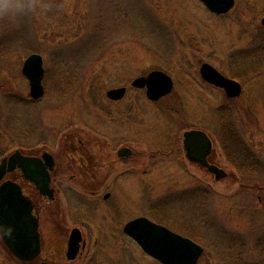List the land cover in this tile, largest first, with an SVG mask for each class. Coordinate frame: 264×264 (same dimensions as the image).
Returning a JSON list of instances; mask_svg holds the SVG:
<instances>
[{
    "label": "rangeland",
    "instance_id": "rangeland-1",
    "mask_svg": "<svg viewBox=\"0 0 264 264\" xmlns=\"http://www.w3.org/2000/svg\"><path fill=\"white\" fill-rule=\"evenodd\" d=\"M25 2L35 7L23 17L0 19V163L17 150L58 151L69 134L105 137L111 151V144L136 133L142 215L193 236L206 250L198 264H264V72L245 77L243 94L233 100L200 74L208 63L231 77L232 56L244 67L264 64V0H236L224 16L199 0ZM32 54L44 61L46 94L39 101L32 100L22 72ZM152 71L174 80L173 92L160 102L132 87ZM120 87L127 97L113 104L106 94ZM225 111L234 112L238 141L228 130L232 116L221 118ZM195 128L215 141L227 178L217 181L185 155L177 157L178 141L183 145V134ZM232 144L254 154L257 174L238 176ZM151 152L162 153L161 159L154 161ZM6 179L20 183V171ZM197 184L207 190L203 198L193 193ZM121 253L130 258L124 264H161L127 238L106 242L97 264L118 256L121 264Z\"/></svg>",
    "mask_w": 264,
    "mask_h": 264
},
{
    "label": "flooded vegetation",
    "instance_id": "flooded-vegetation-1",
    "mask_svg": "<svg viewBox=\"0 0 264 264\" xmlns=\"http://www.w3.org/2000/svg\"><path fill=\"white\" fill-rule=\"evenodd\" d=\"M263 20L264 18L261 20V28L264 31ZM230 78L236 79L233 75ZM127 93L119 101H110L113 104L119 103L127 97ZM184 134L183 145L178 141L177 157L182 160L185 155V159L189 161ZM135 137L130 139L128 136L129 141L126 143L120 137L121 140L118 141L123 142L115 146L111 144L110 151L106 150L110 143L105 137L102 140L97 134L88 136L69 134L63 136L64 143L58 151L42 150L37 153H24L28 157L41 159L43 167L50 176L49 188L53 191V196L51 198L42 193L24 172H20L19 185L23 196L31 201L32 218H30L33 220L29 223L28 215L19 216L21 220L10 224L8 231L12 236L19 237L28 235L35 229L40 253L34 260H20L3 241L0 228V264H8L9 261H14L16 264H97L101 263L99 256L106 242L113 241L115 244L127 238L136 244L125 233V228L134 220L149 217L148 214L142 215L141 212V192L137 185L141 183L139 160L142 154L139 150L140 138L136 133ZM212 143L213 150L207 158L208 162L225 169L215 158L213 138ZM46 154L50 155V161L44 159ZM158 154L151 152L150 158L154 161L160 160L162 153ZM190 163L206 170L197 163ZM146 170L148 171L144 169L143 173H148ZM147 190H150L149 186L145 191ZM193 191L202 198L203 193L207 192L202 184H197ZM153 212L156 211L151 212L152 217H155ZM181 223V227L186 226L184 222ZM162 225L166 226V224ZM121 249L125 251L123 248H117L118 251ZM126 258L130 260L121 253V262L123 261L121 264H124ZM118 260L119 256L108 262L116 264Z\"/></svg>",
    "mask_w": 264,
    "mask_h": 264
},
{
    "label": "water",
    "instance_id": "water-1",
    "mask_svg": "<svg viewBox=\"0 0 264 264\" xmlns=\"http://www.w3.org/2000/svg\"><path fill=\"white\" fill-rule=\"evenodd\" d=\"M207 8L224 15L232 10L235 0H201ZM264 26V20H263ZM23 74L30 82L31 97L39 100L45 95L43 79L45 76L43 58L39 54L31 55L24 63ZM202 78L225 90L229 98L240 97L243 92L242 84L222 75L210 64L201 67ZM136 88H147L150 100L158 101L169 95L174 88L173 79L162 71L151 72L147 77L137 78L133 84ZM126 94L125 88L114 89L108 92L112 100H120ZM184 142L189 160L206 167L222 180L227 177L226 171L208 162V155L212 152V141L209 135L200 130L188 131L184 134ZM50 155H44L46 161ZM41 159L24 156L16 151L10 157H5L0 164V183L8 173L17 168L22 170L27 178L36 184L42 193L52 198L53 191L49 188L50 176L43 167ZM31 201L23 196L21 187L11 181H5L0 188V227L2 238L14 254L23 261L33 260L40 252V244L35 229L28 235L12 236L8 227L21 220L19 216L28 215L31 223ZM31 217V218H30ZM126 234L132 237L142 249L162 264H198L205 253V248L193 240L177 234L170 229L152 222L147 218H140L130 222L125 228Z\"/></svg>",
    "mask_w": 264,
    "mask_h": 264
},
{
    "label": "trees",
    "instance_id": "trees-1",
    "mask_svg": "<svg viewBox=\"0 0 264 264\" xmlns=\"http://www.w3.org/2000/svg\"><path fill=\"white\" fill-rule=\"evenodd\" d=\"M241 69L244 73V76L241 75ZM232 75L234 78L240 80L241 82H244V79L246 78H253L256 77L258 75H260L261 73L264 72V64H260L259 67L251 65L250 67H244L243 64H237L234 57L232 56ZM246 77V78H245ZM234 112H224V114L222 115V119L225 122V119H228L230 116H232V127H228V130L230 132V134L232 135V142L234 141H238L239 140V136L237 133V129H236V123H235V119H234ZM223 122V123H224ZM225 125V124H224ZM224 135H227L226 132V128L223 131ZM245 146L243 145H238L236 146V150L233 147L232 144V167L233 170L238 174V176L240 175L241 177L245 178V177H249L252 175H255L259 172V166H257V162H256V157L254 156L253 153L250 152H242ZM234 151H236V154H234ZM238 152V153H237ZM261 199L264 203V182L262 183L261 186Z\"/></svg>",
    "mask_w": 264,
    "mask_h": 264
},
{
    "label": "clouds",
    "instance_id": "clouds-1",
    "mask_svg": "<svg viewBox=\"0 0 264 264\" xmlns=\"http://www.w3.org/2000/svg\"><path fill=\"white\" fill-rule=\"evenodd\" d=\"M34 7L25 0H0V19L18 20Z\"/></svg>",
    "mask_w": 264,
    "mask_h": 264
}]
</instances>
